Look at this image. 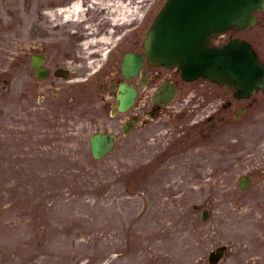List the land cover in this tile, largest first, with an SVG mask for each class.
Segmentation results:
<instances>
[{"label": "rangeland", "instance_id": "374dc122", "mask_svg": "<svg viewBox=\"0 0 264 264\" xmlns=\"http://www.w3.org/2000/svg\"><path fill=\"white\" fill-rule=\"evenodd\" d=\"M53 1L0 0L2 85L12 81L19 89L30 72H23L22 61L40 43L54 45L48 50L59 59L69 50L64 27L74 29L78 20H58ZM129 23L124 19V28ZM239 34L264 47L256 35ZM73 67L74 76L84 72ZM190 86L183 102L156 110L150 120L142 116L127 138L121 131L126 117L110 116V99L98 102L97 116L63 125L2 117L0 264H209L220 245L229 247L220 264H264V123L203 151L196 104L189 101L196 84ZM0 98L4 112L2 87ZM15 107L14 116L22 117ZM96 130L121 137L100 161L89 149ZM242 176L251 179L245 191Z\"/></svg>", "mask_w": 264, "mask_h": 264}, {"label": "water", "instance_id": "95a60500", "mask_svg": "<svg viewBox=\"0 0 264 264\" xmlns=\"http://www.w3.org/2000/svg\"><path fill=\"white\" fill-rule=\"evenodd\" d=\"M261 8H264V0H168L144 42L146 53L156 65L183 68L188 80L213 74L217 81L232 84L248 94L263 80L262 74L259 80H255L256 71L241 60L240 54L251 63H258L251 47L235 41L216 49L209 47L207 42L213 34L255 23L254 11ZM135 61V55L125 58L124 72L127 76L134 73ZM121 89H128L127 93L119 95L120 108L126 110L133 102L135 90L126 85ZM91 144L93 155L101 158L112 148L114 136L95 134ZM246 185L243 182L242 187ZM223 250L220 248L213 253L210 261L217 263L224 254Z\"/></svg>", "mask_w": 264, "mask_h": 264}, {"label": "flooded vegetation", "instance_id": "af4514ba", "mask_svg": "<svg viewBox=\"0 0 264 264\" xmlns=\"http://www.w3.org/2000/svg\"><path fill=\"white\" fill-rule=\"evenodd\" d=\"M75 0H61L58 4L59 7L68 8ZM82 1V0H80ZM161 1V0H153ZM106 4H117L119 0H100ZM91 5V4H90ZM87 10H89L86 7ZM115 11L114 8L111 10ZM103 11L102 13H106ZM87 17L91 20H97V13L89 11ZM112 17V16H111ZM264 27V20L262 22ZM123 31H117L113 36V40H120V43L115 44V56L106 60L103 64L105 67L104 75L106 79L110 80V83L119 82L122 78L121 66V52L118 46L127 45L130 51H138L140 43V32L138 30L132 31L126 34V37L119 36ZM99 37H107V31L98 33ZM234 37V34H228L219 38L217 41L219 44L230 40ZM75 46L82 45L85 38L79 35L73 38ZM113 47V48H114ZM105 48V47H104ZM79 50L78 47L75 48ZM103 49V48H101ZM98 50V49H95ZM259 58L264 63V48L258 51ZM46 60L49 63L50 58L46 56ZM98 60V59H97ZM70 62V60H67ZM48 76L45 79H38L35 82L29 84H23L20 90V105L21 109L25 112H37L39 117L53 118V119H65L74 117L78 114V117H87L88 110L91 108L86 97L80 98L82 94L85 96V91L81 90L80 94L76 95V90L72 86L64 85L60 81L59 75L63 71L69 69V66L60 65L58 63L54 66H48ZM144 80H145V97L150 99L155 92V89L160 86L164 81L171 82L179 88L183 95V100L188 94L186 83L183 82L176 71L166 70L163 68H154L150 66H144ZM183 82V83H182ZM196 89V103L197 112L199 115L198 130L203 140L204 146H207L209 141L220 137L219 131L222 129H228L230 132H234L236 121L242 122L246 117L258 116L264 117V93L258 92L255 96L239 100L236 98L235 93L229 91L221 86L200 79L197 81ZM105 83V81H104ZM135 85L140 86L141 80L136 79ZM182 89V90H181ZM149 93V94H147ZM52 95V97H51ZM101 96V94H100ZM99 97V95L97 96ZM148 102V101H147ZM147 106V105H146ZM157 109L152 106V112ZM151 111L149 113H152ZM140 111L134 113L135 116H139ZM223 127V128H221Z\"/></svg>", "mask_w": 264, "mask_h": 264}, {"label": "bare ground", "instance_id": "6f19581e", "mask_svg": "<svg viewBox=\"0 0 264 264\" xmlns=\"http://www.w3.org/2000/svg\"><path fill=\"white\" fill-rule=\"evenodd\" d=\"M132 9H133V7H128V6H126V5H121L120 6V13H117L116 14V19L118 20V21H121V20H124L125 18H128L130 15H131V13H133V11H132ZM103 10H107V9H103ZM82 9H81V7H80V5H76L75 4V6H73L72 7V14H71V17L73 18V17H76L77 15H82ZM108 12H110V10L108 9ZM113 18H114V15H113ZM113 21H115V20H113ZM102 40H104V39H102ZM97 43H99V41L98 40H96L94 37H89L84 43H83V45L82 46H80V48L82 49V50H84V51H86V49H88V48H90L91 46H93L94 44H97Z\"/></svg>", "mask_w": 264, "mask_h": 264}]
</instances>
